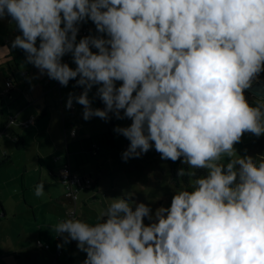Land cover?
<instances>
[{"label":"clouds","instance_id":"clouds-1","mask_svg":"<svg viewBox=\"0 0 264 264\" xmlns=\"http://www.w3.org/2000/svg\"><path fill=\"white\" fill-rule=\"evenodd\" d=\"M3 21L37 70L30 87L75 81L66 110L131 121L112 129L129 141L124 163L154 149L186 166L167 206L122 189L94 224L70 212L52 226L58 249L76 242L81 264H264V153L236 147L264 136V97L246 95L264 74V0H0Z\"/></svg>","mask_w":264,"mask_h":264},{"label":"rangeland","instance_id":"rangeland-1","mask_svg":"<svg viewBox=\"0 0 264 264\" xmlns=\"http://www.w3.org/2000/svg\"><path fill=\"white\" fill-rule=\"evenodd\" d=\"M14 56L19 61L20 66L16 68L12 64L13 68L10 71L7 70L6 60L0 59V71L3 76L12 73L19 79L20 72L28 71L31 68L35 69L32 65L24 63L25 57L22 50L16 49ZM1 74L0 86L2 87L3 78ZM260 80L264 82V74ZM12 90H14L12 94L14 98H5L4 101L8 102L9 111L15 113L18 110L17 106H21L22 102L25 103L29 96L24 84L14 86ZM72 90L73 88L70 87V91ZM75 91L77 92V89ZM246 95H248L250 102L261 100V97L252 96L247 92ZM17 101L20 103L18 104ZM94 107H103V104L97 99L94 102ZM0 120V124L5 121L2 116H0ZM95 120L98 122V126L93 125ZM79 121L83 126L92 124V128L96 129L94 131L97 135L90 139H96L100 135H107L108 138L111 136L112 145L100 141L97 144L99 149L97 156L91 157L87 154L88 168L94 169L93 175L98 178L100 184L95 194L93 193L94 190H87L79 194L76 201L75 216L77 218L90 224L96 223V217L107 208L110 202L106 198L121 195L122 189L136 193V199L139 202H154L152 207L155 209L160 205H169L173 192L187 185L181 183L179 187H176L170 183V160H161L160 154L154 149L140 159H132L127 163L121 160V152L128 147L129 141L123 136H117L112 129L117 124L126 126L131 123L130 120L117 121L113 119L105 123L99 118H94L91 121ZM38 123L41 127L43 119H39ZM45 128L42 132L40 129L41 134L37 138L33 136V133H30L33 127L25 130L23 132L24 146L20 149L16 148L12 138L7 134L0 139V145L10 146L9 149L13 151L10 167H4V165L0 167L2 169L0 192L8 212L7 217L0 219V264H81L86 256V253L77 251L76 242H71L64 249L57 248V233L52 226L61 219L67 218L65 209L58 201L59 195L65 193L58 177L45 169L41 178H44L43 181H45L46 195L44 198H40L34 194L35 186L38 184L37 171L40 169L38 165L39 151L43 150L48 154H45L47 160L51 159L53 162L60 158V162H63L62 152L53 151L50 153L53 149L50 139L51 133ZM61 136V141L65 142L67 136L66 138L63 134ZM257 140L264 144V136L257 139L250 134H245L243 142L236 147L241 154H243L244 149H247V154L253 155L259 160L260 157L257 154L264 153V147L260 146ZM99 160L102 161L97 165ZM24 167L27 169V183L22 187L21 176ZM53 173L58 175V173ZM52 180L56 183L51 184ZM54 190L57 192L55 193ZM66 203L67 206H73L70 201H66ZM59 214L60 216H58ZM145 222L147 223V220ZM37 241L49 248L47 250L39 248L36 244Z\"/></svg>","mask_w":264,"mask_h":264},{"label":"crops","instance_id":"crops-1","mask_svg":"<svg viewBox=\"0 0 264 264\" xmlns=\"http://www.w3.org/2000/svg\"><path fill=\"white\" fill-rule=\"evenodd\" d=\"M90 27L94 28V26L91 23L83 26L81 29L80 36H83L82 30L84 28L87 29V31H88V28H90ZM17 34H19V32L16 30L14 23H8L7 21L0 22V59L4 58L6 60L5 63L8 66V69H7L8 71H10V69L13 68L12 64H14L16 68L20 66L19 61L14 56L15 50H12L10 48V41ZM78 39H79V36H78ZM64 60H65V62H68L71 67H75V65L72 64V62H71L70 55L65 56ZM36 72H37V70L33 69V68H31L25 72H20V73L24 74V76L19 75L20 80L14 76L15 80H16V82H14L16 84L15 86H18V85L20 86L21 84L26 85V92L29 96L28 99H26L25 103L22 102L21 106H19V107L17 106V108H18L17 112L11 113V111H9L8 102L4 101V98L0 100V116H2L5 119L4 123L1 122V124H0V139L7 134V136L12 138V141L14 142L15 146H16V142H18V141L20 142L19 143L20 147L19 148L16 147L17 149H20V148H23V146H24L25 140H24L23 132H25V130L27 131L28 129L33 127V129L30 130V133H33L34 134L33 136H36V138H37V136L38 135L40 136L41 132L46 127L45 129L51 133L50 139H51L53 149L50 151V153L53 151L62 152L63 156H61V157H63V162H64L66 160L64 157L66 144L76 143L78 141H81V140H84L87 138H91L92 136L97 135V133H95L96 131H94L96 129L92 128V124L83 126V124H81V122L79 121V120H83L82 115H81L82 106L75 105L74 108L71 110L65 109V102L67 99V93L70 91V87L72 88V85L75 83V81H70L69 86L67 88H63L59 85L58 82L51 81L45 76V77H41L40 79L33 80L32 83L35 85V87L32 88V87H30L29 83L26 81L25 77L31 76V75L35 74ZM0 74H1V71H0ZM10 75L8 74V75L3 76L1 74V76L3 78V86L2 87L0 86V94L3 92L4 89H6L5 88V80ZM261 76H262V74H261ZM21 80H23V81H21ZM46 81L48 82L47 84H45ZM259 83L264 84V82L261 80L259 81ZM13 91L14 90H12L11 93L9 94V96H7L6 98L13 99L14 98V97H12ZM80 91H81V89L77 88V93H79ZM251 95L255 96L253 94H251ZM10 99H8V100H10ZM98 102H100V101L98 100ZM17 103L19 104L20 102L17 101ZM30 112H33L34 114L30 113ZM9 115L15 116L16 121H19V122L26 120L30 116H34L35 121L28 129H22L17 124L7 126V120H8ZM80 117H81V119H80ZM39 119H43V124L41 125V127H40V124L38 123ZM93 125L98 126V122H96V120H95ZM74 126L77 127L76 135H75V137H71L69 135L68 130H69V128H73ZM40 129H41V132H40ZM49 132H47V133L49 134ZM62 134L64 135V138H66V136H67V138L65 139V142L61 141V137H62L61 135ZM92 134H94V135H92ZM258 142H259L260 146L264 147V144L261 141H258ZM40 143H41V140H40ZM75 147H77V146H75ZM9 148H10V146L0 145V160L3 158L8 159V163L5 164L6 166L4 165V167H10L9 165H11V162H12L11 158L13 156V151H12V149H9ZM98 150L96 151L95 156H97ZM45 154H47V153H45L43 150L39 151L38 165H39L40 169H39V171H37L38 183H39V180L41 181L44 179V178H41V176H42L43 172H45V169H47L49 173L58 177V175L54 174L53 172L59 173V169H60L61 165L63 164V162H60V160H61L60 158H57L58 160L57 161L54 160L53 162L51 161V159L47 160L46 156L48 154L47 155H45ZM85 160L86 161L84 163V160L82 157H79V161H78V157H76V158L71 157V159H70L71 170L73 173L80 175V176H91L94 179L92 190H94L93 193L95 194L96 189L99 188L100 183H99L98 178L93 175L94 169L88 168L89 163L87 161V158ZM101 161L102 160L97 161V165ZM26 172H27V169H26V167H24L23 173L21 176L22 177L21 178V186L22 187L25 186L27 183ZM1 173H2V169L0 168V174ZM48 176H49V174H48ZM55 183H56V181L52 180L51 184H55ZM59 183H60V181H59ZM54 191H55V193L57 192L56 190H54ZM49 192L51 194H53V192H51V191H49ZM59 196L60 197L58 198V201L62 205V208L65 209L66 216H67V212L72 206H69V205L67 206V203L65 204V202L70 201L72 204V201L70 200V198L66 197L65 193H61ZM92 198H94V196H92ZM5 204L6 203H5V201L1 195V192H0V215H4L3 216L4 218L7 217V214H8L7 209L5 207ZM1 212H3V214ZM58 216H60V214ZM61 220H63V219H61ZM59 242H60V240L57 242V244Z\"/></svg>","mask_w":264,"mask_h":264},{"label":"built area","instance_id":"built-area-1","mask_svg":"<svg viewBox=\"0 0 264 264\" xmlns=\"http://www.w3.org/2000/svg\"><path fill=\"white\" fill-rule=\"evenodd\" d=\"M82 34L83 35L88 34L87 29L84 28L82 30ZM21 76H24V74L21 73ZM47 83L48 82L46 81L45 84H47ZM247 93H249V92H247ZM249 94H252V93H249ZM34 121H35L34 116H30L26 120L19 122V121H16L15 116L9 115L8 120H7V126L17 124L22 129H28L34 123ZM71 129L72 128H69V130H68L69 135H70ZM71 137H73V136H71ZM97 150H98L97 146L93 144L92 145V154L96 155ZM57 160L58 159H55V161H57ZM64 172H67V176L62 175V173H64ZM58 179L65 189L66 197L70 198V200L72 201V204H73L72 208L70 210H68V212H67V218H68L70 212L74 213V214L76 213V201L78 200L79 194L81 192L91 190L93 188V178L91 176H80V175L73 173L71 170V166H70L69 162L67 160H65L59 169ZM65 180L67 182H64ZM0 218H2V215H0ZM59 240H60V238L56 237V241L58 242ZM36 244L39 248H41L43 250H47L49 248L47 245H41V243L39 241H37Z\"/></svg>","mask_w":264,"mask_h":264},{"label":"trees","instance_id":"trees-1","mask_svg":"<svg viewBox=\"0 0 264 264\" xmlns=\"http://www.w3.org/2000/svg\"><path fill=\"white\" fill-rule=\"evenodd\" d=\"M10 82H12L13 86H15L16 84L14 83V81L11 78V75L5 80V88L3 90V92L0 94V100L1 99H5L7 96H9V94L11 93L13 86L11 87H6V85H8ZM95 138L92 139H84L81 141H78L76 143H71V144H66V149H65V159L69 162L70 164V159L72 158H76L78 157V161H79V157H82L85 163V159L87 158V154L91 155V157L95 156L92 154V145H96L98 148V143L104 142V143H108L110 145H112V138L110 136V138L107 137V135H100L98 136L95 141ZM20 142H16V147L19 148L20 147ZM77 146V147H75ZM79 155V156H78ZM77 161V162H78ZM81 161V160H80ZM8 163V159H1L0 160V167L2 165H5ZM71 166V165H70ZM183 165H181L180 161H176V162H172L170 161L169 164V176H170V183L175 185L176 187H179L181 185V183L183 184H187L188 183V178L187 177H183V178H179L177 179V169L179 167H182ZM186 167V166H183ZM201 170L198 174H202ZM92 190V189H91ZM3 214V212H1ZM4 215H2L3 217Z\"/></svg>","mask_w":264,"mask_h":264},{"label":"water","instance_id":"water-1","mask_svg":"<svg viewBox=\"0 0 264 264\" xmlns=\"http://www.w3.org/2000/svg\"><path fill=\"white\" fill-rule=\"evenodd\" d=\"M20 76H21V73H20ZM11 78L14 82H16L13 74H11ZM249 93H252L259 98L264 97V84H261L259 82H255L253 85V88L251 89V91H249Z\"/></svg>","mask_w":264,"mask_h":264}]
</instances>
